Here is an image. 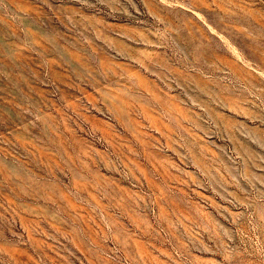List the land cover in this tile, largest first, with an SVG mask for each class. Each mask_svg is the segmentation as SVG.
Segmentation results:
<instances>
[{"label": "rangeland", "instance_id": "1", "mask_svg": "<svg viewBox=\"0 0 264 264\" xmlns=\"http://www.w3.org/2000/svg\"><path fill=\"white\" fill-rule=\"evenodd\" d=\"M0 264H264V0H0Z\"/></svg>", "mask_w": 264, "mask_h": 264}]
</instances>
